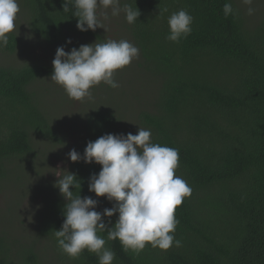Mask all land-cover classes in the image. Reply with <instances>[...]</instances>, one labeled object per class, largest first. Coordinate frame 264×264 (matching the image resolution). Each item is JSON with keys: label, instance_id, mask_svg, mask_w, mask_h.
I'll return each instance as SVG.
<instances>
[{"label": "trees", "instance_id": "trees-1", "mask_svg": "<svg viewBox=\"0 0 264 264\" xmlns=\"http://www.w3.org/2000/svg\"><path fill=\"white\" fill-rule=\"evenodd\" d=\"M226 2L234 9L227 18L222 10ZM64 3L20 0L29 28L50 45L70 34H93L77 29L75 8L70 5L64 11ZM121 4L140 11L133 24L127 23L124 12L122 19L139 49L140 68L156 89L154 98L138 111V121L151 130L152 143L178 149L175 174L192 192L175 210L179 223L174 237L180 247L173 243L162 250L148 244L138 254L125 252L118 239L108 240L106 231L99 232L105 247L115 253L113 264H264V16L250 24L237 0ZM181 9L194 19L191 34L176 43L166 39L168 18ZM7 36L0 50L12 54L19 37L14 32ZM52 72L53 66L46 63L0 64V180L14 175L17 183L24 181L16 172L23 165L8 166L37 156L35 135L57 138L34 87ZM124 118L112 109L94 108L75 150L83 156L89 141L125 134ZM101 167L83 159L71 163L66 171L81 185L70 188L74 196L97 197L89 192L88 181ZM57 179L42 191L39 237L19 239L0 229V264H99L95 253L84 250L70 258L58 247L55 230L64 222L67 201L54 187ZM102 200L96 211L115 203ZM117 219L118 213L105 217L107 228Z\"/></svg>", "mask_w": 264, "mask_h": 264}, {"label": "clouds", "instance_id": "clouds-1", "mask_svg": "<svg viewBox=\"0 0 264 264\" xmlns=\"http://www.w3.org/2000/svg\"><path fill=\"white\" fill-rule=\"evenodd\" d=\"M242 2L251 5L253 0ZM70 5L75 8L76 27L82 32L95 31L98 27L106 30L98 18V6L105 9V20L109 18V8L112 16L123 11L128 24L135 23L140 16L137 7L125 4L121 9L120 0H65L63 10L68 11ZM222 10L225 18L234 12L230 2H226ZM19 11L18 0H0V45H7V34L14 31ZM253 13L254 9L249 7L248 14ZM193 19L184 9L172 13L168 18L166 39L178 43L182 37L187 38ZM66 43L70 44L71 40ZM138 56L139 49L123 39L80 45L70 51L60 46L52 61L51 80L62 86L70 99L81 101L91 97L90 89L101 82L117 88L114 73ZM150 138L151 130L139 127L137 134L109 133L89 141L83 156L75 149L70 150L68 156L72 162L83 159L85 163L102 166L98 174L90 176L88 190L115 202L112 208L96 211V199L74 196L70 190L81 186L74 173L66 171V175H56L54 187L67 203L64 222L60 230H55V236L58 247L70 258H78L87 250L97 255L99 264H113L115 253L105 247V238L98 235L105 231L107 239H118L125 252L131 250L138 254L148 244L162 250H168L173 243L181 246V241L174 237L179 223L175 210L191 195L192 189L175 174L179 166L178 149L152 143ZM116 213L118 219L114 226L107 228L104 218Z\"/></svg>", "mask_w": 264, "mask_h": 264}, {"label": "rangeland", "instance_id": "rangeland-1", "mask_svg": "<svg viewBox=\"0 0 264 264\" xmlns=\"http://www.w3.org/2000/svg\"><path fill=\"white\" fill-rule=\"evenodd\" d=\"M239 7L250 24H255L264 16V0H253L251 5H246L242 0H237ZM20 11L15 20L14 33L19 37V46L12 53L0 50V64L22 65L25 62L46 63L53 66L52 61L58 47L63 46L65 51L73 47L92 43H103L107 40H127L135 45L122 19L123 11L118 16L111 15V9H107L109 18L105 20V9L98 6L97 15L105 28H96L93 34H70L65 40L50 45L28 26L20 0ZM121 9L122 4L120 0ZM252 7L254 13L248 14V8ZM71 43H66L68 40ZM136 46V45H135ZM140 58H134L132 62L122 69L116 70L114 80L117 88H112L101 82L90 89L91 97L81 101L68 97L62 86L51 80V77L37 82L35 89L41 98V106L47 114L51 125L57 134L56 139H49L40 135L34 136V147L37 156L28 160H17L8 166L10 169L17 165V173L24 175V181L17 183L14 175L0 180V229L12 233L19 239L29 240L39 237L38 223L41 221V212L44 207L45 193L42 191L48 181L62 176L72 161L68 153L75 149L83 136L86 117L94 108L112 109L125 116L126 133L137 134L142 127L138 121V111L145 108L147 100L155 96V87L140 68ZM103 197H96L98 203H102ZM98 206V205H97ZM51 264H60L52 261Z\"/></svg>", "mask_w": 264, "mask_h": 264}]
</instances>
